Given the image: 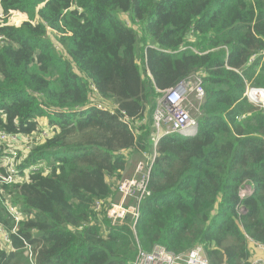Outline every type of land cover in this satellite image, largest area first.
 Wrapping results in <instances>:
<instances>
[{
  "label": "trees",
  "instance_id": "16d2710c",
  "mask_svg": "<svg viewBox=\"0 0 264 264\" xmlns=\"http://www.w3.org/2000/svg\"><path fill=\"white\" fill-rule=\"evenodd\" d=\"M2 5L29 20L0 28V130L31 135L46 118L50 135L19 147L22 180L0 183V264H132L158 244L253 264L251 245L264 244V107L244 93L264 87V0ZM199 75L197 131L157 146L135 227L110 218L128 160L134 169L153 152L162 91Z\"/></svg>",
  "mask_w": 264,
  "mask_h": 264
},
{
  "label": "built area",
  "instance_id": "2783aa9c",
  "mask_svg": "<svg viewBox=\"0 0 264 264\" xmlns=\"http://www.w3.org/2000/svg\"><path fill=\"white\" fill-rule=\"evenodd\" d=\"M18 11L10 10L5 12L0 0V28L7 25H17L22 15ZM4 36L0 34V43L4 42ZM162 97L153 111V129L151 133V141L153 145V152L148 156L147 162L140 161L137 171H141L140 176L122 179L118 183V190L125 198H129L128 206L116 204L114 200L110 199L107 207V214L113 219H126L128 216L132 218V225L138 223L141 218L142 207L147 196L151 195L149 189V182L153 167V160L157 153V146L161 140L174 134H193L199 127L197 118L191 114L188 103L194 98L202 100L206 97V90L203 87V78L201 75L190 81H182L175 87L168 88L162 91ZM244 97L251 103L264 107V87L247 86ZM99 108L106 110L107 107L98 105ZM81 109V108H80ZM64 111H57L56 114H62ZM50 133L44 129L39 130L31 135H11L5 131L0 130V143L2 139H15L22 146H18L15 151L1 150L0 146V166L4 167L8 175L0 173V183L10 182L13 180H22L23 176H15L16 173V159L19 153V147L28 146V143L34 144L35 141H42L49 137ZM139 163V162H137ZM136 163V165H137ZM136 165L134 169L136 168ZM27 171V170H26ZM136 172V170H135ZM121 202V201H119ZM100 209L102 203L97 205ZM7 208L11 216L19 222L23 216L18 206L7 202ZM0 235H3V240L7 243L9 237L7 233L0 226ZM264 245V244H261ZM132 264H211L205 254L202 245H196L186 252L176 253L169 250L164 245L158 244L151 250L139 248ZM253 264H264V257Z\"/></svg>",
  "mask_w": 264,
  "mask_h": 264
},
{
  "label": "rangeland",
  "instance_id": "374dc122",
  "mask_svg": "<svg viewBox=\"0 0 264 264\" xmlns=\"http://www.w3.org/2000/svg\"><path fill=\"white\" fill-rule=\"evenodd\" d=\"M18 17H21V18H20V20H19L17 25H21L25 21L29 20V18L27 17L26 14L18 15ZM188 108H189L191 114L194 115V113L192 112V109L194 108V104L188 103ZM38 121H40L38 127L39 128L43 127L40 130H44V129L47 128L48 131H49V127H48L49 124H48V121L46 120V118H44V119L40 118V119H38ZM2 145L4 147L3 148L1 147V150L6 149L7 151H15L18 146H22V144L19 143L18 141H16L15 139H7V138L1 140L0 146H2ZM0 152H2V151H0ZM22 155H24V153ZM134 163H135V160H133V159H130V161L128 160L127 169L124 171L125 177L123 179L140 176L141 171H137L138 166L140 165V162L139 163L136 162L137 165L135 164L136 165L135 169H133ZM135 170H136V172H135ZM28 172H29V169L27 170V173ZM119 195L122 196V198L120 200H115L114 202L118 201V203H116V204H121L123 206H128V203H129L130 199L129 198H125L123 196V194H121V193ZM8 200H10V199H8ZM119 201H121V202H119ZM2 244H5V243H2Z\"/></svg>",
  "mask_w": 264,
  "mask_h": 264
},
{
  "label": "crops",
  "instance_id": "0c3cea01",
  "mask_svg": "<svg viewBox=\"0 0 264 264\" xmlns=\"http://www.w3.org/2000/svg\"><path fill=\"white\" fill-rule=\"evenodd\" d=\"M250 187L251 186H247L244 192L245 193L251 192L252 188ZM0 238L2 239L3 235H0ZM251 249H252V258H251L252 263L264 257V245L252 244Z\"/></svg>",
  "mask_w": 264,
  "mask_h": 264
},
{
  "label": "water",
  "instance_id": "95a60500",
  "mask_svg": "<svg viewBox=\"0 0 264 264\" xmlns=\"http://www.w3.org/2000/svg\"><path fill=\"white\" fill-rule=\"evenodd\" d=\"M251 188V187H250Z\"/></svg>",
  "mask_w": 264,
  "mask_h": 264
}]
</instances>
